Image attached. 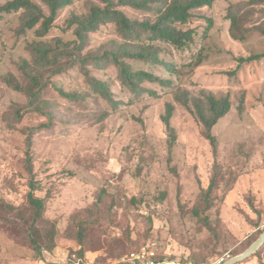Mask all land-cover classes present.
<instances>
[{
	"label": "rangeland",
	"instance_id": "1",
	"mask_svg": "<svg viewBox=\"0 0 264 264\" xmlns=\"http://www.w3.org/2000/svg\"><path fill=\"white\" fill-rule=\"evenodd\" d=\"M10 1L0 0V7ZM31 1L50 14L43 0ZM245 1L216 0L213 8L196 11L191 28L198 35L183 50L157 44L175 75L149 60L119 56L133 72L172 85L124 81L112 56L141 42L127 40L112 22L96 32L80 28L93 6L105 7L101 0H73L45 36L37 33L40 25L23 31V10L0 13V264H129L128 257L154 245L160 258L211 263L240 256L259 239L264 232V60L239 67L238 59L264 53V35L252 31L264 9L243 20L249 35L237 41L228 17L233 5ZM118 9L132 21L154 18ZM142 39V46L148 44L147 36ZM35 45L53 50L48 62L37 63ZM8 75L29 90L36 77L39 101L30 106L27 92L5 82ZM93 80L107 85L113 102L95 91ZM59 90L75 97L65 98ZM211 93L230 96L233 105L213 130L217 156L186 107L185 94L194 105ZM168 104L177 109L173 155L162 122ZM39 107L42 113L33 111ZM31 181L39 190L36 197L46 203L43 219L35 223L28 203ZM32 238L43 249L42 260ZM239 264H264V245Z\"/></svg>",
	"mask_w": 264,
	"mask_h": 264
},
{
	"label": "trees",
	"instance_id": "2",
	"mask_svg": "<svg viewBox=\"0 0 264 264\" xmlns=\"http://www.w3.org/2000/svg\"><path fill=\"white\" fill-rule=\"evenodd\" d=\"M73 0H43L50 10V14L46 15L41 6L31 0H12L0 7V13L12 14L21 10L24 11V23L23 31L33 30L40 25V29L37 30L38 35H47L56 21L58 13L72 5ZM105 7L93 6L90 16L80 23V28L85 29L87 32H96L99 27L105 23L117 24L123 33L126 34L127 40H138L141 42L140 46L130 47L125 46L121 55L115 53L112 56L113 62L121 68L124 81L127 83L135 84L137 82L148 81L151 83H160L163 85H172L170 80H163L151 73L138 71L133 72L131 66L120 57L130 58L134 60H149L151 63L157 66L164 67L171 75L176 74V69L173 66L167 65L160 56V47L158 43H165L176 47L179 50H183L194 42L197 34L195 29L191 28L192 20L195 17L196 11H201L206 8H213L216 0H101ZM119 7H128L140 12L153 14V19H147L145 21L135 20L132 21L125 12L118 9ZM261 7L264 9V0H246L243 5H233L230 8L229 20L231 21V35L237 41H246L249 32L246 29V23L243 20L256 14V8ZM211 26L214 24V20H210ZM244 24V25H243ZM253 33L261 31L264 35V18L261 24H254L252 28ZM148 37V44L142 46L144 42L142 37ZM35 55L37 57V63H46L50 60L53 53L51 48L38 45L33 47ZM120 56V57H119ZM264 60V53L254 54L250 57H241L238 59L239 67L253 62H259ZM35 88L29 90L18 82H15V77L8 75L5 77V82L15 91L27 92L29 95V104L34 106L39 101V89L38 79L31 77ZM92 85L95 91L102 93L106 100L113 102L111 93L109 92L107 85L103 82L93 80ZM62 96L71 99L74 98V94H67L63 90H59ZM188 97L186 107L198 118L200 123L205 129L206 139L210 141L214 148L216 156L219 150V140L214 134V128L219 122L224 119L232 110V100L230 96L217 97L215 94H205L202 99H197L193 105L189 94H185ZM42 107L36 108L38 112L42 113ZM176 107L173 104L166 106V112L162 116V122L165 124L168 134L170 135V153L173 155L174 149L178 143V133L173 126V119L176 114ZM29 113V112H28ZM23 114H19L20 119ZM32 146V140L28 139L27 152V168L32 173L31 154L30 149ZM39 191L37 184L34 181L30 182V192L28 194V203L33 210L34 223L36 220L40 221L44 217L46 211V203L44 199L36 197L35 193ZM5 208L10 212H15V207L9 204L5 205ZM33 250L37 255V260H42L44 257L43 249L35 239H31ZM52 252L54 246L49 248ZM52 254V253H51ZM86 251L84 248L80 250V258H85ZM200 263V262H197ZM80 264H86L82 262Z\"/></svg>",
	"mask_w": 264,
	"mask_h": 264
},
{
	"label": "built area",
	"instance_id": "3",
	"mask_svg": "<svg viewBox=\"0 0 264 264\" xmlns=\"http://www.w3.org/2000/svg\"><path fill=\"white\" fill-rule=\"evenodd\" d=\"M232 259V256H228L222 259H218L215 262L196 263L193 261L183 262L181 260H173L168 258H160L157 249L154 246L143 248L141 251L132 254L128 257L129 264H224Z\"/></svg>",
	"mask_w": 264,
	"mask_h": 264
},
{
	"label": "water",
	"instance_id": "4",
	"mask_svg": "<svg viewBox=\"0 0 264 264\" xmlns=\"http://www.w3.org/2000/svg\"><path fill=\"white\" fill-rule=\"evenodd\" d=\"M264 245V232L259 237V239L254 242L244 254L232 258L231 260L225 262L224 264H239L246 261L248 258L252 257L256 252Z\"/></svg>",
	"mask_w": 264,
	"mask_h": 264
},
{
	"label": "crops",
	"instance_id": "5",
	"mask_svg": "<svg viewBox=\"0 0 264 264\" xmlns=\"http://www.w3.org/2000/svg\"><path fill=\"white\" fill-rule=\"evenodd\" d=\"M39 264H47V263H45V262H40Z\"/></svg>",
	"mask_w": 264,
	"mask_h": 264
}]
</instances>
